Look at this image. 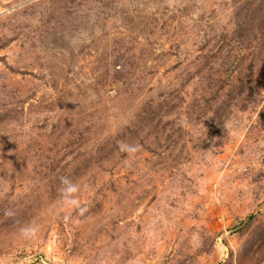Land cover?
<instances>
[{"label": "rangeland", "instance_id": "1", "mask_svg": "<svg viewBox=\"0 0 264 264\" xmlns=\"http://www.w3.org/2000/svg\"><path fill=\"white\" fill-rule=\"evenodd\" d=\"M0 264H264V0H0Z\"/></svg>", "mask_w": 264, "mask_h": 264}, {"label": "clouds", "instance_id": "2", "mask_svg": "<svg viewBox=\"0 0 264 264\" xmlns=\"http://www.w3.org/2000/svg\"><path fill=\"white\" fill-rule=\"evenodd\" d=\"M119 151L123 153H127L130 157L134 156L135 153L139 152L142 148L139 144H129L124 141L118 142ZM79 192L80 186L72 181L67 176H63L60 178V200L63 207L66 210H77L81 215H83L87 208L83 207L79 200ZM11 210L6 212V215H12ZM38 232V225L35 224H26L19 228L18 233L24 239H32L35 238Z\"/></svg>", "mask_w": 264, "mask_h": 264}]
</instances>
